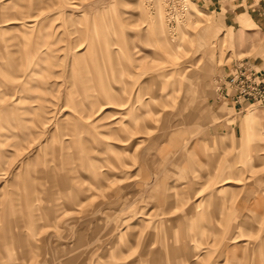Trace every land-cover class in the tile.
Here are the masks:
<instances>
[{
    "label": "rangeland",
    "instance_id": "1",
    "mask_svg": "<svg viewBox=\"0 0 264 264\" xmlns=\"http://www.w3.org/2000/svg\"><path fill=\"white\" fill-rule=\"evenodd\" d=\"M151 1L0 0V264H264V109Z\"/></svg>",
    "mask_w": 264,
    "mask_h": 264
},
{
    "label": "crops",
    "instance_id": "2",
    "mask_svg": "<svg viewBox=\"0 0 264 264\" xmlns=\"http://www.w3.org/2000/svg\"><path fill=\"white\" fill-rule=\"evenodd\" d=\"M197 7L215 12L221 26L233 43V59L223 68L222 74L232 71L238 62H249L255 74L264 77V0H191ZM237 110L252 108L246 103L232 104ZM255 108V107H254ZM258 108V107H256ZM264 109V108H263ZM255 118L244 114L241 129H253ZM263 139V134L260 133ZM245 135V134H244Z\"/></svg>",
    "mask_w": 264,
    "mask_h": 264
},
{
    "label": "built area",
    "instance_id": "3",
    "mask_svg": "<svg viewBox=\"0 0 264 264\" xmlns=\"http://www.w3.org/2000/svg\"><path fill=\"white\" fill-rule=\"evenodd\" d=\"M159 1L162 4L166 27L173 33V26L186 12L185 0ZM216 89L229 105L246 103L252 107L264 108V77L255 74L248 61L235 64L231 72L224 74L217 81Z\"/></svg>",
    "mask_w": 264,
    "mask_h": 264
},
{
    "label": "bare ground",
    "instance_id": "4",
    "mask_svg": "<svg viewBox=\"0 0 264 264\" xmlns=\"http://www.w3.org/2000/svg\"><path fill=\"white\" fill-rule=\"evenodd\" d=\"M188 0H186V2H187ZM185 9H186V13H185V15L183 16V18H181V20H179V21H177L176 22V25H178V24H180L183 20H184V18L186 17V15H187V12H188V7L186 6L185 7ZM188 9V10H187ZM250 110H253L252 108H249ZM226 183H229V182H226Z\"/></svg>",
    "mask_w": 264,
    "mask_h": 264
}]
</instances>
